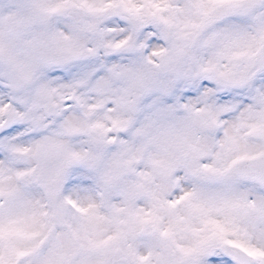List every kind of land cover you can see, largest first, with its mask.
Returning a JSON list of instances; mask_svg holds the SVG:
<instances>
[{
  "label": "clouds",
  "instance_id": "clouds-1",
  "mask_svg": "<svg viewBox=\"0 0 264 264\" xmlns=\"http://www.w3.org/2000/svg\"><path fill=\"white\" fill-rule=\"evenodd\" d=\"M236 243L264 248V0H0V251L259 264Z\"/></svg>",
  "mask_w": 264,
  "mask_h": 264
},
{
  "label": "snow or ice",
  "instance_id": "snow-or-ice-1",
  "mask_svg": "<svg viewBox=\"0 0 264 264\" xmlns=\"http://www.w3.org/2000/svg\"><path fill=\"white\" fill-rule=\"evenodd\" d=\"M248 257L258 259L259 264H264V248L253 246L248 243H236L235 245ZM24 253L21 251L10 250L7 255L0 251V264H16L14 256H21ZM224 254L215 249L211 245H205L199 249L198 255L193 259L192 264H220V260ZM230 258V264H247L244 257L238 254L227 253ZM141 261L145 260V257L140 258Z\"/></svg>",
  "mask_w": 264,
  "mask_h": 264
}]
</instances>
